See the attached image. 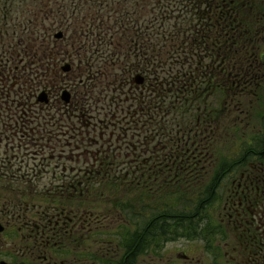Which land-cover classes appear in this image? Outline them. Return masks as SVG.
I'll return each instance as SVG.
<instances>
[{"label": "trees", "instance_id": "16d2710c", "mask_svg": "<svg viewBox=\"0 0 264 264\" xmlns=\"http://www.w3.org/2000/svg\"><path fill=\"white\" fill-rule=\"evenodd\" d=\"M40 1L41 8H53V14L49 16L53 17L55 27L68 19L63 1ZM126 1L123 7L128 5L129 9L122 7L124 14L116 12L119 17L108 14L106 18L105 12L99 10L93 16L94 11H90L82 23L86 25L84 31L88 34L103 31L99 40L104 43L102 66L96 80L93 79L84 92L86 107L83 120L87 125L85 150L88 155L78 158L74 156L77 154H72V150H77L76 144L56 143L54 161L61 160L63 168L72 167V162L83 161L82 167L87 170L85 189L80 188L81 180L70 176L68 180L56 181L54 198L70 206L85 203L92 236L105 234L115 247L121 249L130 248L133 243L138 248L159 247L170 237L191 238L195 234L204 238L208 246L210 237L222 235L224 229L221 225L217 232L214 231L210 206L216 203L218 208H222V215L227 217L222 202L225 196L240 192L241 182L234 179L240 177L243 171L239 170L248 157L262 154L261 147L247 148L242 157L238 154L233 159V166L232 163L228 165L230 160L222 159L225 163L217 166L210 183L201 186V190L191 197L182 193L185 187L179 188V192L165 189L167 186L172 189L173 184L191 186L195 177L200 175V162H210L209 154L199 153L204 140L198 139L197 119L194 120L205 114L197 107L208 102V94L223 90L228 79L240 80L248 93L254 90L256 56L249 62V72L253 77H244L239 65L246 42L255 34L258 2L152 0L153 11L149 19L139 21L135 18L137 10L129 6L130 0ZM115 2L109 0V5ZM130 12L132 14H128ZM129 18L131 20L126 21ZM76 30L79 31L78 28ZM106 30L124 32L127 38L123 46L115 48ZM112 51L115 54L110 53ZM138 72L144 73L147 79L150 77L148 84L145 81L142 86L134 84V76ZM93 92L97 93L95 101ZM76 99L75 117L70 111L65 116L69 123L71 121L67 135H72L74 127L79 135L78 121L82 120L77 113L82 106L80 92ZM227 103L231 109L243 104L235 100ZM92 108L98 126H94L93 119L86 115ZM73 121L77 124L74 125ZM207 123L211 124L210 121ZM237 124L235 121L232 125L235 132L238 131ZM112 127L110 134L105 133ZM114 137L118 142H114ZM95 144L99 146L93 151L91 146ZM124 145L125 154L122 151ZM165 154L173 171L169 175L163 172ZM192 156L194 165L189 167L188 159ZM176 160H181V163L175 171L173 164ZM164 186L166 188L162 190ZM219 187L228 194L215 198ZM147 191L150 200L145 201ZM100 203H108L111 208L104 210L101 206V211L95 212L93 207ZM113 225L117 227L110 230ZM132 233L134 241L130 243ZM173 234L175 236H171ZM210 251H215L214 259L220 254L214 249Z\"/></svg>", "mask_w": 264, "mask_h": 264}, {"label": "flooded vegetation", "instance_id": "af4514ba", "mask_svg": "<svg viewBox=\"0 0 264 264\" xmlns=\"http://www.w3.org/2000/svg\"><path fill=\"white\" fill-rule=\"evenodd\" d=\"M40 4V0H22L21 7H17L16 0H0V264H136L138 255L159 254L165 243L162 248H138L135 243L127 249L115 247L105 234L92 236L85 203L70 206L54 198L56 181L70 176L81 180L80 188L85 189V168H67L56 174L54 142L76 144L78 151L72 150V154L87 157L85 94L79 106V135L75 127L72 135L66 134L71 121L65 116L76 111V72H81L84 79L79 85L86 90L93 82L92 73L97 76L100 56L92 43L93 32L84 31L86 25L76 26L79 31L73 29L74 34L68 37L66 32L73 25L66 19L59 27L63 38L55 39L57 28L49 16L54 10L41 8ZM258 26L262 46L256 66L264 80V23ZM75 58L81 67L84 63L82 69L74 70ZM67 63L71 70L66 73L63 68ZM61 74L74 78L60 84ZM65 89L70 91L69 102L63 98ZM93 123L98 126L97 121ZM20 158H31L34 167L15 168ZM180 163L175 161V171ZM163 165V172L173 173L167 154ZM255 176L264 181L263 171L255 174L251 168L250 177L242 173L246 181L240 183L241 193L225 196L224 202L232 221L239 223L236 237L238 251L247 255L244 264H264L259 255H264V228L256 226L258 217L264 220V214L258 216L257 212L262 199L260 195L254 199L246 190ZM56 194L60 196L59 191ZM129 241H134L133 233ZM187 260L194 262L193 257Z\"/></svg>", "mask_w": 264, "mask_h": 264}, {"label": "rangeland", "instance_id": "374dc122", "mask_svg": "<svg viewBox=\"0 0 264 264\" xmlns=\"http://www.w3.org/2000/svg\"><path fill=\"white\" fill-rule=\"evenodd\" d=\"M251 1L258 2L256 6L257 25L254 30L255 33L254 37L252 40L246 42L244 57H242L240 60L239 68L244 77L248 75L253 77V75L249 72V67H250L249 62L252 61L254 55L256 56L257 59L258 52L260 51L262 46L261 36H260L261 30L258 24L260 22L264 23V0H249V2ZM21 2L22 0H16V3L19 4L17 7H21ZM72 2L73 0H67L66 4L69 5L72 4ZM74 2L75 5H72L71 10L68 9L69 11L68 18L74 23V25H81L82 23H84V19H86V14L90 11L92 12L94 11L93 16L97 14V10L102 11V13L105 12V17H106L108 14L110 15L112 14V16L114 15L118 16L116 12L119 13L122 12L121 14H124L123 8L129 9L128 5H125L123 7L124 2L127 3L126 0H116V2L113 3V5H109V0H74ZM129 2H130L129 6H132L134 9L137 10V13L135 14V18H137V20L146 21L149 19V15L153 11L152 0H130ZM135 2L137 3L136 6H134ZM128 14H132V12ZM127 20H131V19L129 18L126 19V21ZM113 21L114 20L112 19V22ZM109 28L112 27L109 26ZM123 33H119L114 30H112L109 33V36H111L110 37L111 42L113 41L115 48L116 47L120 48L123 46V42L127 38V36L123 35ZM73 34H74L73 27L69 32H66V35L68 37L72 36ZM100 34L101 33L98 34L97 39H99ZM102 50L104 51L103 47ZM123 51L124 50H122V52ZM77 56H79V59H83L82 55H77ZM79 59L75 60V64H74L75 71L76 69H79L81 67L79 63ZM83 65L84 63L82 64L81 69L84 67ZM76 73H80V72L77 71ZM137 74H140V76L145 79L146 84H148L150 78L149 76L147 79L144 73L138 72ZM137 74L134 76V79H136ZM258 75L259 72L256 67L255 77L257 78H255L256 83L254 90H252L253 94H251L252 91H250L249 93L246 92L245 88L241 85L242 82L240 80L228 79L226 81L227 86L223 90L211 94L209 93L208 102L205 103V105L197 107V109L205 112L204 115L194 119V120L197 119V123H196L197 127L195 129L197 130L198 139L204 140V142L201 141L203 144V149L202 151L199 150V153L206 152L207 154H209L211 157L210 162L208 163L207 161H205V164L203 162H200L201 163L200 165L201 169H199L200 175L195 177L191 186H189L186 183H182L184 184L182 186H178V184H173L172 189L169 186H167L168 188L165 189L166 186H164L162 187L163 188L162 190L165 189L171 192H179V188L185 187L182 193H187L189 194L188 196L191 197L193 193L197 194L198 191L201 190V186H206L207 184L210 183L211 179H213L214 172H216V169L218 168L217 166L225 163V161H222V159L226 158L228 161L230 160L231 162L230 163L227 162V163L228 165L232 163L233 166L235 165L233 159L238 154L239 157H242V155L245 153V150H247V148L251 149V148L261 147V149L264 152V144H263L264 80L260 78V75L259 76ZM69 76L68 75L63 76L62 78L63 81L66 79L65 81L68 82L70 81V79L76 77V76L74 77H69ZM102 81H104V76L102 77ZM134 84L138 86L136 81H134ZM92 98L93 101L96 100L97 98L96 92H93ZM234 100L236 103H241L242 101L243 104L237 106L236 109L235 108L231 109L230 104H228L227 101H234ZM93 109L94 108H92L91 112H86V115H89L91 119H93L92 121H94ZM165 110H169V109L165 108ZM80 112L81 110L78 109L77 113L79 114ZM191 118H193L192 114H191ZM209 121L211 122V124L207 123ZM235 121H238L237 126L239 127V130L237 132H235L232 128V125L233 123H235ZM112 130L113 127L107 128L105 133L110 134ZM107 137L108 135H106V138ZM114 142H118L116 141V137H114ZM54 143L56 144L57 141ZM98 146L99 144L92 145L91 149L95 151ZM123 148L124 149L122 151L125 154L126 146L124 145ZM263 152L261 155L257 154L252 157H248L246 163L241 166L239 171L240 172L243 171L242 173L245 174L247 177L251 176V168L252 171L255 172V174H259L262 171L264 174ZM246 157L247 155L245 154V158ZM193 158L194 157L192 156L191 159H188L190 161L189 162L190 164L188 165L189 167L194 165L193 162L195 161V159ZM26 160H29L30 162ZM242 161H244V159ZM60 162L61 160L54 161L55 164L54 169L56 170V174H61L64 172V169H67V168H63ZM72 165H73L72 167L77 170L83 166V161L77 163L72 162ZM18 167H23V168L34 167V161L31 158H25L24 160L20 158V160L16 162L15 168ZM72 167H68V168H72ZM255 169H257L258 171ZM241 174L240 177H237V179L234 180H237L238 182H242V183L245 182L246 180L242 179ZM229 183L230 186L233 187L232 182ZM250 186H251L250 193L254 195V199L255 196L257 195H260V199H262L260 202V206L257 209V212H258V216L263 215L264 214V181L261 182V178H257L255 176L254 182H252ZM245 187L246 186H244V188ZM162 190L161 192H163ZM239 191H241V188H239ZM222 194L224 197V195L228 194V191H226L224 188L219 187L215 192V198L221 196ZM148 200H150V197H149V192L147 191L145 193V201ZM224 202L225 200H223L222 203ZM101 206L104 207V210L111 208V205L108 203H100L99 206L96 204L95 207H93L95 212L101 211L100 209ZM221 209L218 208L216 203H213L209 208V214H211L213 217L212 227L214 231L217 232L218 229L221 228V225L224 226V229L222 230V235L214 234L213 238L210 237L209 239L210 244L208 246H206L208 242L206 243V240L201 236H198V234H195L191 238L184 236H178L176 238L170 237L167 239L168 241H164L166 249L163 248L162 251H159V254H154V253H149L148 255L140 254L136 258V264H244L245 262L244 258H247V255H244V252L240 253V251H238L239 246L237 245L238 240L236 237L238 228L234 226L236 223L232 221V217L230 213L227 215V217H224L222 215ZM220 217H222L221 220ZM263 221L258 217L256 226L261 225L263 229L264 228V225L262 224ZM171 236H175V235L173 234ZM160 247L162 248V246ZM212 249L220 252L219 256L216 259H214L213 256L215 251H210ZM259 255L261 256L260 258L264 263V257H263L264 255L263 254H259ZM187 257H193L194 262H190L188 260L185 261ZM94 264H99V263L94 262Z\"/></svg>", "mask_w": 264, "mask_h": 264}, {"label": "water", "instance_id": "95a60500", "mask_svg": "<svg viewBox=\"0 0 264 264\" xmlns=\"http://www.w3.org/2000/svg\"><path fill=\"white\" fill-rule=\"evenodd\" d=\"M58 36H61V34H59ZM140 81H141V79L140 80L138 79V82H140ZM64 98L67 99L68 95H65Z\"/></svg>", "mask_w": 264, "mask_h": 264}]
</instances>
